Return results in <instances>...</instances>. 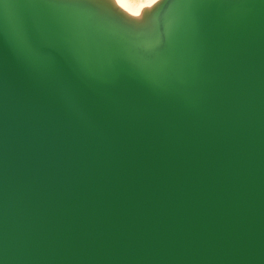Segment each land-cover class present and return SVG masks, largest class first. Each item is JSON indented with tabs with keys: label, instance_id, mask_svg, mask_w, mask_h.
Returning a JSON list of instances; mask_svg holds the SVG:
<instances>
[{
	"label": "water",
	"instance_id": "water-1",
	"mask_svg": "<svg viewBox=\"0 0 264 264\" xmlns=\"http://www.w3.org/2000/svg\"><path fill=\"white\" fill-rule=\"evenodd\" d=\"M0 264H264V0H0Z\"/></svg>",
	"mask_w": 264,
	"mask_h": 264
},
{
	"label": "snow or ice",
	"instance_id": "snow-or-ice-1",
	"mask_svg": "<svg viewBox=\"0 0 264 264\" xmlns=\"http://www.w3.org/2000/svg\"><path fill=\"white\" fill-rule=\"evenodd\" d=\"M43 7H76L82 4L100 5L104 0H37Z\"/></svg>",
	"mask_w": 264,
	"mask_h": 264
},
{
	"label": "bare ground",
	"instance_id": "bare-ground-1",
	"mask_svg": "<svg viewBox=\"0 0 264 264\" xmlns=\"http://www.w3.org/2000/svg\"><path fill=\"white\" fill-rule=\"evenodd\" d=\"M116 1L133 15H139L145 7L151 6L156 0H141L140 2H132L131 0Z\"/></svg>",
	"mask_w": 264,
	"mask_h": 264
}]
</instances>
